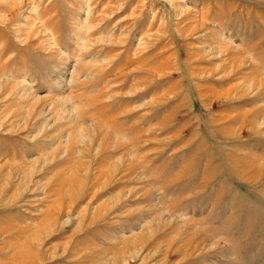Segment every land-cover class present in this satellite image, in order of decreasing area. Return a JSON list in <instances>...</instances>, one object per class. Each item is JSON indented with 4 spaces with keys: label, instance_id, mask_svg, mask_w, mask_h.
<instances>
[{
    "label": "rangeland",
    "instance_id": "rangeland-1",
    "mask_svg": "<svg viewBox=\"0 0 264 264\" xmlns=\"http://www.w3.org/2000/svg\"><path fill=\"white\" fill-rule=\"evenodd\" d=\"M0 264H264V0H0Z\"/></svg>",
    "mask_w": 264,
    "mask_h": 264
}]
</instances>
